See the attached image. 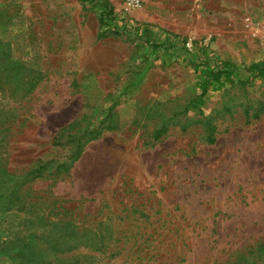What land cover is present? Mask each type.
Wrapping results in <instances>:
<instances>
[{
	"label": "rangeland",
	"instance_id": "obj_1",
	"mask_svg": "<svg viewBox=\"0 0 264 264\" xmlns=\"http://www.w3.org/2000/svg\"><path fill=\"white\" fill-rule=\"evenodd\" d=\"M102 1L119 27L170 32L187 54L154 62L145 42L103 34L82 0H0V59L23 68L0 88L4 169L53 166L20 193L108 229L96 264H264V80L199 100L192 59L264 61V0ZM19 216L0 212V240L26 231Z\"/></svg>",
	"mask_w": 264,
	"mask_h": 264
},
{
	"label": "trees",
	"instance_id": "obj_2",
	"mask_svg": "<svg viewBox=\"0 0 264 264\" xmlns=\"http://www.w3.org/2000/svg\"><path fill=\"white\" fill-rule=\"evenodd\" d=\"M82 1L100 8L99 22L105 28L103 34L108 31L117 37L126 36L131 42L137 40L145 42L156 55L154 62L163 63L166 56L171 58V56L180 57L187 54L188 49L185 46L179 47L181 40L178 36L162 31L165 37L159 42L154 39L155 33L150 25L131 22L119 27L114 21L113 7L109 2ZM145 37L148 39L144 40ZM192 59L195 65L194 70L199 73L197 82L199 100H203L209 92L219 89L225 83L247 86L257 79L264 80V61L238 66L230 61L210 57L205 50L192 53ZM21 69L23 68L18 62L8 57L0 59V88L3 79L19 83L17 76ZM5 117L6 114L1 112V132L4 130L2 122ZM106 127L108 130L117 129L114 124H108ZM100 132L101 130H94V135L84 143L99 137ZM207 137L209 142L214 141L212 134ZM81 152L82 144L79 141L70 159L73 161L78 159ZM4 161L6 162V159L0 152V212H17L20 215L18 217L21 221L20 225L27 229L14 238L0 240V261L7 260L10 264H96L98 255L105 253L103 251L110 248L112 244L113 237L108 229L103 232L94 231L93 228L84 227L66 217L54 218L49 202L42 204L48 207L45 209L39 202L32 198L27 199L20 193L22 186L42 177L45 172H50L53 166L39 160L32 168L17 174L8 172L6 167L4 169ZM70 167V164L63 162L57 164L54 170L56 174H60L68 172ZM53 203L56 204L55 201Z\"/></svg>",
	"mask_w": 264,
	"mask_h": 264
},
{
	"label": "built area",
	"instance_id": "obj_3",
	"mask_svg": "<svg viewBox=\"0 0 264 264\" xmlns=\"http://www.w3.org/2000/svg\"><path fill=\"white\" fill-rule=\"evenodd\" d=\"M137 3L138 2V0H132V3ZM187 46L190 48V45L189 44H187Z\"/></svg>",
	"mask_w": 264,
	"mask_h": 264
}]
</instances>
